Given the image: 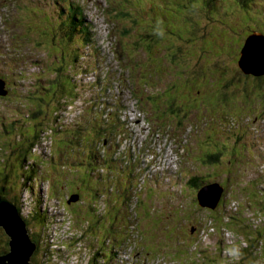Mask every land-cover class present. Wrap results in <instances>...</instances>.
<instances>
[{
  "label": "rangeland",
  "instance_id": "rangeland-1",
  "mask_svg": "<svg viewBox=\"0 0 264 264\" xmlns=\"http://www.w3.org/2000/svg\"><path fill=\"white\" fill-rule=\"evenodd\" d=\"M47 1L25 0L22 6L29 4L21 10L16 0H0V8L4 7L7 14L4 19L13 20L12 34L18 33V22L11 18L21 12L25 19L44 20L52 36L51 43L39 38L40 41L33 40L29 45L25 42L27 46L22 43L20 50L15 45L10 48L4 44V39H8L7 29L4 31L0 19V76L5 78L8 88V93L0 96V160H4V151L5 167L17 160L18 134L31 129L30 125H22L28 118L25 98L31 97L29 94L36 84H46L47 80H39L38 76L53 77L49 63L54 65V60L49 62L50 59L64 54L55 38L61 37L57 27L59 17L68 15L64 12L56 15L53 8L59 2L54 0V4H49ZM117 1L118 6L115 0L74 2L75 9L76 5L81 9L85 5L88 8L82 13L86 21L92 17L99 21L96 22L99 27L110 25L116 37L115 60L112 56L109 58L108 53L102 62L100 56L105 48L97 37L99 30L87 29L85 37L90 43L96 41L93 46L98 48V60L94 53L90 55L89 47H84L85 54L79 62L84 69L93 72L97 70L93 67L98 65L100 74L95 72V77L99 75L100 83L106 77L103 76L106 64L112 63L115 69L119 68L120 73L114 72L112 79H108L107 85L113 95L110 97L109 92L107 97L112 102L117 92L123 95V104L127 103V106L120 110L118 118L125 122L127 114L130 115L129 126L135 129L136 136L131 142L135 141L139 150L150 152L148 156L159 150L166 157V161H161L157 155V160L162 162L160 168L163 164L169 168L155 172V178L154 174H149L141 157H138L140 163L134 160L136 147L124 144L129 136L128 131L122 133L123 127L121 134L116 124L106 127L104 132H97L96 125L101 121L105 125L107 121L99 112L100 106H96L99 96L88 82L94 76L91 74L86 78L76 100L71 97L68 110L57 115L60 120L57 125L63 128L54 127L53 131L56 134L53 146L60 143L65 148L62 151H65L66 160L62 158L57 166L48 164L45 168L43 157L37 160L40 161L39 168L48 169L51 181L54 177L67 178V185L72 184L76 191L80 188L76 182L83 188L89 184V177L83 174L84 164L75 167L79 179H74L69 172L65 176L61 172L62 165L67 161H78L83 149H91L100 141V147L104 145L106 149L100 155L106 156L108 152L107 159L102 161L107 173H104L105 180L109 178L110 182L106 189L104 185L100 187L105 190L96 213H83L79 207L72 211L74 228L89 225L86 236L82 231L76 234L82 240L75 250L70 253L66 250L65 260L61 259L62 253L55 256L53 264H87L88 260L90 264H264V81L259 83L262 90L252 92L239 89L237 85H226L233 76L246 81V74L237 62L247 35L254 31L264 32V0ZM199 4L204 5V10ZM34 7H41L44 13L28 18L29 13L25 12ZM242 10L248 14H242ZM53 15L57 19H51L53 23L50 24L49 17ZM54 29L58 33L53 35ZM197 30L204 31L198 33ZM73 31L74 28L71 29V41L64 42L72 51L69 59L75 56L74 38L79 34L82 36L81 29ZM30 34L34 37L36 33L31 30ZM175 46L182 53L181 58L175 57ZM5 51L6 55L1 54ZM7 55L14 59L25 56L29 62L40 63L41 73L36 77L25 72L26 78H19L22 75L18 76V73L11 74L8 71L11 62L4 61ZM198 60H216L218 63L197 75L192 67L185 65ZM16 63L18 67L19 61ZM34 68L33 65L30 70ZM140 81L144 91L140 90L143 87ZM221 89L231 92L221 98ZM149 91L152 93L148 98ZM53 118L55 122V116ZM66 124L68 126L64 128ZM44 145L49 146V143ZM230 151H233L232 156ZM130 152H134L133 161L127 162L126 154ZM215 154L218 155L216 160L210 159ZM166 171H169L168 175ZM194 175L204 181L217 180L227 184L228 191L215 208L198 203V187L188 184L189 177ZM91 196L86 194L83 200L92 202ZM98 213L104 216L96 224V230L91 220ZM64 229L65 224L62 233ZM254 237L263 247L256 254L244 255L243 249L249 244L252 247L250 242L256 241ZM116 243H120L119 247ZM113 252L116 254L111 256Z\"/></svg>",
  "mask_w": 264,
  "mask_h": 264
},
{
  "label": "trees",
  "instance_id": "trees-1",
  "mask_svg": "<svg viewBox=\"0 0 264 264\" xmlns=\"http://www.w3.org/2000/svg\"><path fill=\"white\" fill-rule=\"evenodd\" d=\"M199 5H201L200 7H202L204 10V5L202 4ZM3 9L4 7L0 8V14H1V18L4 19L5 17L7 18V14L6 12L3 11ZM41 9H42L41 7H34L30 11L25 12V14L29 13L27 15L28 18H30L32 14H34V16H40V14L44 13ZM72 9L73 10H69L65 14L68 16L59 17V21L57 23V27L61 32L59 34L61 37L55 38V43L60 51H64V54L62 57H57V59H50L49 62H53L54 60V65L48 62L50 64L49 68L52 71L53 77L49 78L47 76H43V77L42 75L39 76V80L41 79L47 80L46 84L44 86H40L36 84L32 88V92L29 94L31 95V97H29V99L28 97L25 98V100H27L26 115L29 117V119L27 122H25L22 125L24 126L30 125L31 129L27 133L18 134L16 138L18 144L17 160L13 163H7V166L5 167L6 163H4L3 161H5L6 154L4 155V151H3L4 160H0L1 162H3V163L0 162V195H5L7 198L12 200L17 206L22 217L29 224L28 230H29L30 238L36 243L35 251L31 257V262L33 264H53L54 262L52 260L54 259L55 256H58L60 253H62V255H60L62 256L61 259L65 260L66 257L68 256V253L75 250V246L77 245L76 242L78 243L82 239H80V237L76 235L78 234V232H74L73 230L77 227L80 232L81 231L83 232L82 235L86 236L87 228L89 227V225L86 224L77 225L75 228H73V224H75V219L73 218L71 220L72 211L77 210L79 207L82 211H84L83 213L87 214L92 211L96 213L97 211L95 209H97L98 205L101 204L100 199L103 196L102 192L107 188V185L110 182L109 178H106L105 180L104 173H106L105 172L106 169H105V163L102 161L107 159L106 156L108 152H106V156H101L103 155L102 152H104V150L106 149L105 147L103 148L104 145L100 147V144L102 143L100 141H97L95 146H92L91 149L90 147H88V149H83L81 151L80 153L81 158H79L78 161L71 160V161H67L62 165L63 170L61 172L65 176H67V172L65 171V169L68 170L72 169L73 171L78 172V170H76L75 167L78 166L79 164H84L85 168L83 169V174L89 177V184L87 183V186L83 188L82 185L77 184L75 180L76 185L80 187L75 191L72 184L67 185V180H66L67 178L66 179L64 178L65 181L64 179L62 180L55 179L52 181L53 185L51 187L52 198H47L45 194V184H47L48 181H51V178L48 177L50 176L48 174L49 173L48 169L43 170V167L45 168L48 164L51 165L55 164V166H57L58 162L61 161L62 158L66 160V155L64 153L65 151H62L65 148H63L60 145V143L59 144L54 143L56 147L53 146L52 143L53 137L56 136V134L53 132L55 129L54 127L56 128L62 127L57 125V123L60 121L57 115H60L59 112H61L62 110L63 111L68 110L69 105L72 102L71 97L76 98L79 96L80 87L86 84V82H83L82 80L83 79L82 75L86 74L87 71L89 70V69L85 70L83 65L79 62L80 58H82L85 54V51L83 53L82 48H84V46L88 44V41H86V37H83V35L85 34L84 29L87 28H85L81 23L79 13L74 11L75 7H72ZM192 9L193 8H191L190 10ZM72 11L73 13L71 14ZM53 12L57 15L55 10H53ZM57 12L59 14H62L65 11L57 10ZM241 12L242 14L244 12L245 14L246 13L248 14V11L246 12L242 10ZM14 19L16 18L14 17ZM51 19H57V18L55 15H53V17H49L50 21L48 22L50 24L51 22L53 23ZM191 19L193 21L192 23L194 24L193 17ZM4 21L7 22V25H5V27L7 29L12 30L13 20H11L12 25H10L11 21H8L7 19H4ZM17 22H18V33L13 34L15 39L11 38V42L13 41L11 46L14 47L15 45L17 50H20L19 48H21L22 43L25 46H27V44L28 45L32 44L31 41L33 40L40 41L39 38L43 42L44 41L47 42L49 41L50 43L52 42V36L45 27L46 23L44 20L38 21L37 19H32V20L27 18L25 19L20 12L19 16H17ZM72 28H74L75 30L73 32H77L76 30L79 31L81 29L82 36H80L79 34V37L74 38L76 40V44H75L76 47L73 48L74 49L73 53L75 56L73 59H69V57L72 54V51L68 49L70 48V46H68V44L64 42H69V40L71 41V39L73 38L71 37ZM31 30H33V32H35L37 35L35 34L34 37H30ZM52 33L54 35L55 33L58 32L57 30L54 29V32ZM112 37L115 36L111 35V39ZM16 43H20V44H16ZM242 45L243 44H241V46ZM112 48H114V45L112 46ZM175 53H176L175 57L181 58L182 53H180L179 49H177L176 46H175ZM12 60L13 57L11 58V61ZM217 63L218 62L216 60L215 61L198 60V62L192 61L191 63L185 66L190 69L192 67L194 69V73L199 75L200 73H203L207 69H211L214 66L216 67ZM35 64L37 65V63ZM52 66L53 69L51 68ZM71 73L74 74V76L70 75ZM237 75L239 74L237 73ZM19 78H23V77L21 76ZM245 78L246 81H241L240 78L238 79L235 76L230 77L226 85L229 87L237 85L239 89L242 87L241 89L245 90L246 92L249 91L252 92L258 89L262 90V87L259 83H262L264 81V75L246 74ZM94 84L95 83H93V85ZM140 84L143 86L141 81ZM143 88L144 86L142 88L140 87L141 90H143ZM229 92L231 91L221 89L220 90L221 98L223 96H228ZM5 95H0V96L2 97ZM66 95L68 96V99H66ZM149 96H150V91L146 95V97L149 98ZM176 97H177L176 94H174V99H176ZM21 104L24 105L25 103L21 102ZM178 104L179 105L181 104L180 101H178ZM115 112H112V114L115 115ZM53 116H55L56 118L55 122ZM101 118L102 117H100V119ZM113 123L117 124V126L120 127L118 131L120 132L119 134H121L122 127L125 129L123 120H120L119 118L118 119L115 118V121ZM67 126L68 125L66 124L64 128H66ZM105 128L106 126H104L102 121L96 125L97 132L99 133L104 132L106 130ZM16 129H18V127ZM126 130L128 131V129ZM6 131L9 132V130L7 129ZM127 131H124L122 133H125ZM7 134L8 136H10L9 133ZM53 134L55 135L53 136ZM78 135L79 134H77V136ZM45 143H49V146H45L44 145ZM117 143L120 144L119 141ZM130 153H131L130 155L126 154L127 157H129V159H126L127 162L133 161V157H132L133 152ZM140 155L141 153H139V155L134 156V160L135 161L137 160L136 161L137 163H140L138 161V156ZM232 155H233V151H230V156ZM217 156L218 155L216 154L212 155L210 156V159L212 158L213 160H216ZM41 157H43L44 159L43 162L44 164L43 167L39 168L40 161L37 159H40ZM143 163H144V168L145 167L148 168L149 174L150 173L154 174V178H155L156 177L155 172L157 173V171L154 170L155 169L154 166L152 167L153 162L150 161ZM59 166L61 167L60 164ZM102 168H104V171L102 170ZM40 181H42V183H40ZM213 182H218V181L215 180ZM207 183H211V181L210 182L204 181L202 178L200 179L196 175L190 176L188 181L189 185L195 187L197 186L198 190L204 184ZM218 183L221 184L223 187L222 195H221V198H223L225 197V192L228 191L227 189L228 186L226 183H224L225 185L220 182ZM102 185L105 186V189L103 191L100 188ZM65 186H66V190H65ZM158 186L162 187L161 184L159 183ZM75 193L79 195V198L76 201L68 202L71 195ZM86 194L92 195L91 196L92 202L83 200V197ZM122 198H123L122 200L125 201V198L123 196ZM110 199L111 198H109V200ZM109 200L106 199V203L108 202V206L111 205ZM88 202L90 203L88 204ZM50 205L52 206V209H50ZM103 205H105V203H103ZM58 208L60 209V211L57 210ZM64 214L68 218L70 228L66 227V229H64V232L62 233L61 228L63 223L65 224L66 219H63L64 220L63 222L60 216H64ZM103 216H104L103 214L102 215H100L99 213L95 214L94 219L91 220V224H93V229L96 230L98 229L96 227V224L101 221ZM55 224H57V227L53 228ZM0 235H1L0 242H4V244L0 243V253H3L9 249V245H8V236L1 227H0ZM255 240H256L255 242H250L252 247H249L250 246L249 241H248L249 246L245 248L243 247L244 249L242 253H244V255H246L245 253L256 254L258 253V249L261 250L260 248H262L263 246H260V244L257 242L258 241L257 238ZM116 245L119 247L120 243H116ZM66 250H68V253H65ZM114 254L116 253L114 252L111 253V256H114ZM55 259L58 260V258ZM87 264H90L89 260L87 261Z\"/></svg>",
  "mask_w": 264,
  "mask_h": 264
},
{
  "label": "water",
  "instance_id": "water-1",
  "mask_svg": "<svg viewBox=\"0 0 264 264\" xmlns=\"http://www.w3.org/2000/svg\"><path fill=\"white\" fill-rule=\"evenodd\" d=\"M238 65L245 74L264 75V33L254 31L247 35L240 49ZM5 94H7L5 81L0 79V95ZM222 190L223 187L218 182L207 183L198 190L196 197L199 204L215 208ZM78 198L77 193L72 194L68 202L76 201ZM0 227L8 236L9 245L7 251L0 253V264H33L31 257L36 243L30 238L29 224L15 203L5 195H0Z\"/></svg>",
  "mask_w": 264,
  "mask_h": 264
},
{
  "label": "bare ground",
  "instance_id": "bare-ground-1",
  "mask_svg": "<svg viewBox=\"0 0 264 264\" xmlns=\"http://www.w3.org/2000/svg\"><path fill=\"white\" fill-rule=\"evenodd\" d=\"M148 124V123H147ZM150 125V124H149ZM147 133V132H146ZM130 195V194H129ZM7 198V197H6ZM9 199V198H8ZM10 200V199H9ZM101 200V199H100ZM12 201V200H11ZM18 209V208H17ZM110 234V233H109ZM30 235V234H29Z\"/></svg>",
  "mask_w": 264,
  "mask_h": 264
},
{
  "label": "flooded vegetation",
  "instance_id": "flooded-vegetation-1",
  "mask_svg": "<svg viewBox=\"0 0 264 264\" xmlns=\"http://www.w3.org/2000/svg\"><path fill=\"white\" fill-rule=\"evenodd\" d=\"M152 93V92H151ZM151 93H150V95H151Z\"/></svg>",
  "mask_w": 264,
  "mask_h": 264
},
{
  "label": "clouds",
  "instance_id": "clouds-1",
  "mask_svg": "<svg viewBox=\"0 0 264 264\" xmlns=\"http://www.w3.org/2000/svg\"><path fill=\"white\" fill-rule=\"evenodd\" d=\"M76 244H77V242H76Z\"/></svg>",
  "mask_w": 264,
  "mask_h": 264
}]
</instances>
